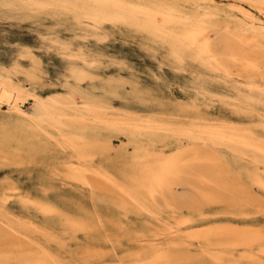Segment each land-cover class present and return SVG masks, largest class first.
<instances>
[{
	"label": "bare ground",
	"instance_id": "bare-ground-1",
	"mask_svg": "<svg viewBox=\"0 0 264 264\" xmlns=\"http://www.w3.org/2000/svg\"><path fill=\"white\" fill-rule=\"evenodd\" d=\"M14 1L31 11L62 13L87 21L93 35L101 38L107 37V33L100 32L107 24L134 29L154 45L166 47L176 63L191 62L200 71L196 84L201 85L205 80L220 86L223 91L212 92V97L223 100V111H230L241 119L259 117L264 123V87L252 77L264 63V30L253 31L252 36L240 23L234 29L231 22L220 27L212 11H200V8L196 13L188 11L185 4L191 3L190 0ZM245 1L264 6V0ZM59 47L66 52L63 54H69L66 60L70 64L65 75L66 91L62 94L43 97L35 88L18 84L11 72L0 69V109L6 105L15 113L0 124V159H18L23 154L32 157L45 145L55 146L67 160L55 167L53 174L76 187L86 186L107 193L99 202L113 210L115 221L136 219L148 225L164 221L165 213L171 214L166 220L169 229L186 228L187 248L199 249L203 258L213 264H229L224 258L231 256L230 251L236 248L249 250L252 253L249 259L256 258L255 250L264 253L262 227L258 231L246 225L252 231L248 232L246 226L242 229L237 225L238 231L231 223L226 227L197 226L204 218L203 206L226 205L227 212L234 216L261 210L264 138L243 124L213 123L196 105L176 106L175 111H185L190 117L185 122L157 115H113L110 97L119 95L125 100L149 105L150 95L137 90L124 92L120 86L123 80L117 75L101 80L89 72L98 63L97 59H90L81 51L73 52L67 43H60ZM80 63L83 66L77 65ZM237 63H241L249 79L243 85L231 86L235 72L232 66ZM26 75L31 81L40 79L36 67L26 71ZM85 83L87 88L83 86ZM231 91H235L234 96L230 95ZM27 104L32 105L25 111ZM260 128L264 129V124ZM114 138H119L122 144L116 146ZM160 146L169 152L158 150ZM98 158L105 162L96 168L94 163ZM227 164L238 168L236 176ZM34 205L47 216L56 212L50 204ZM67 223L73 232L88 227L85 221L75 218L68 219ZM13 231L18 232V228L0 223V264H52L53 260L43 252H31L5 241ZM156 234L140 232L148 238ZM8 245L15 246L19 254L11 255ZM148 257L151 264L182 260L158 250L150 252Z\"/></svg>",
	"mask_w": 264,
	"mask_h": 264
},
{
	"label": "rangeland",
	"instance_id": "rangeland-1",
	"mask_svg": "<svg viewBox=\"0 0 264 264\" xmlns=\"http://www.w3.org/2000/svg\"><path fill=\"white\" fill-rule=\"evenodd\" d=\"M190 1L191 3L185 4L188 11L196 13L197 8H200V11H212L220 27L231 22L234 29L240 23L252 36L253 31L264 30V6L245 0H217L218 3L216 0ZM242 8L241 13L239 11ZM245 8L251 13L250 17ZM100 32L103 35L107 33V37L93 35L87 21L67 17L62 13L38 9L31 11L18 1L0 0V69L11 72L18 84L29 89L35 88L43 97L62 94L66 91L65 75L70 64L66 60L68 53L63 54L66 52L59 45L67 43L71 45L73 52L81 51L90 59H97L98 63L89 68L93 75L96 74L101 80L117 75L123 80L120 86L124 87V92L137 90L150 95L149 105L128 101L119 95L110 97L113 115H157L162 119L175 118L185 122L190 117L185 111H175L176 106L196 105L213 123L226 121L234 125L243 124L252 127L264 138V129L260 128V125L264 124L261 122L262 118L241 119L230 111H223V100L212 97V92L216 94L223 89L218 85L206 83L205 80L201 85L196 84V75L200 71H197L191 62L176 63L166 47L154 45L140 32L128 27L107 24ZM77 65L83 66V63ZM33 67L38 69L40 76L37 81H31L26 75V71ZM232 69L235 71L234 78L229 84H245L249 78L242 70L241 63L233 65ZM263 71L264 63H261L260 70L252 77L258 79L254 81L264 87ZM83 86L87 88L88 84ZM230 95L234 96L235 91H231ZM31 105L27 104L23 109L28 111ZM1 109L0 124L3 119H9L14 113L6 105ZM114 143L116 146L122 144L119 138H114ZM158 150L169 152L163 146ZM66 160L57 147L49 144L45 145L43 150L38 149V153L32 157L23 154L18 159H0V223H9L18 228V232L13 231L14 234L9 235L5 241L20 245L31 252H43L53 260L52 264H151L148 255L156 250L167 251L182 258L173 264H213L209 259L203 258L199 249L187 248L184 239L186 228L169 229L170 224L166 220L171 214L165 213L164 221H153L148 225L136 219L115 221L113 210L100 205L99 202L107 193L86 186L76 187L61 176L53 174V169L64 165ZM104 162L102 158H98L94 166L99 168ZM228 167L236 176L235 171L238 168L235 165ZM34 203L50 204L56 212L44 215ZM262 207L261 210H248L247 216H234L227 212L229 206L226 205L203 206L204 218L197 226L226 227L231 223L234 226H230L236 225L238 231L246 225H251V229L256 227L259 231V227H262L261 231L264 232ZM71 218L85 221L87 229L71 231L67 223ZM36 226L42 231L35 229ZM248 226L247 229L244 228L245 231L252 232ZM143 231L157 234L148 238L140 235ZM13 237L16 238L15 241ZM25 237L30 240H24ZM21 239L26 242L23 243ZM8 246L11 255L19 254L20 251H16L15 246ZM94 251L98 253L92 254ZM102 252L103 254H99ZM254 253L256 258L249 259L252 255L249 250L236 248L230 251L231 256L227 255L224 259L229 264H264V253L258 250Z\"/></svg>",
	"mask_w": 264,
	"mask_h": 264
}]
</instances>
